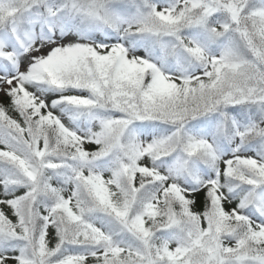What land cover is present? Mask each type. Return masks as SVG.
Masks as SVG:
<instances>
[{
	"label": "snow or ice",
	"instance_id": "snow-or-ice-1",
	"mask_svg": "<svg viewBox=\"0 0 264 264\" xmlns=\"http://www.w3.org/2000/svg\"><path fill=\"white\" fill-rule=\"evenodd\" d=\"M0 264H264V0H0Z\"/></svg>",
	"mask_w": 264,
	"mask_h": 264
}]
</instances>
